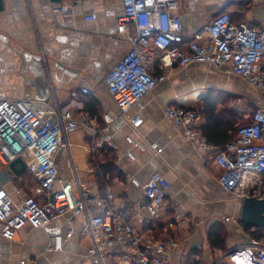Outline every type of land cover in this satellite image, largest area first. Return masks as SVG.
<instances>
[{"label":"crops","instance_id":"0c3cea01","mask_svg":"<svg viewBox=\"0 0 264 264\" xmlns=\"http://www.w3.org/2000/svg\"><path fill=\"white\" fill-rule=\"evenodd\" d=\"M4 4L0 11V99H25L34 109H46L57 101L73 112L80 125L68 140L83 185L97 194L111 188L116 206L124 209L137 231L175 238L179 247L172 251L173 264L196 260L212 264L230 248L252 238L239 220L242 200L219 183L221 170L214 155L235 135L240 117L249 118L242 110L264 107V94L229 72L228 65L192 63L181 69H161L156 64L153 73L164 79L139 106L120 117L104 78L128 52L129 37L135 34L133 24L127 34L118 32L123 0H79L69 14H54L49 0H4ZM89 12H95L97 18L86 20ZM176 12L182 18L186 41L220 12L264 30V0H179ZM81 87L91 92L85 94ZM212 99L222 115L210 114ZM169 106L197 112L196 127L207 139L208 148L194 143L182 127L172 123L166 114ZM107 113L113 121L110 144L105 147L115 154L110 179L101 168L106 162L105 147L97 161L89 150L92 128L102 126ZM136 115L143 119L138 128L130 121ZM128 135L134 139L133 145L127 141ZM155 145L162 151L157 152ZM129 151L133 157L128 156ZM57 164L62 176L70 178L67 150L59 152ZM155 170L166 176L170 187L160 215L152 219L144 207L141 186L132 184L130 178L143 184ZM25 174L16 176L8 166L0 165V184L10 193L24 190L19 181ZM82 224V215L74 220L61 216L44 228L26 226L14 240L0 235V264H21L26 258L37 264H88L89 240L81 234ZM218 224L224 232L223 249L210 238ZM71 228L74 234L65 240L64 249L54 250V236L66 235Z\"/></svg>","mask_w":264,"mask_h":264},{"label":"built area","instance_id":"2783aa9c","mask_svg":"<svg viewBox=\"0 0 264 264\" xmlns=\"http://www.w3.org/2000/svg\"><path fill=\"white\" fill-rule=\"evenodd\" d=\"M123 5L124 12L117 18L118 32L127 34L133 24L135 34L129 37L128 52L104 78L120 117L139 106L144 96L164 79L163 75L153 73L156 64L161 69H181L192 63L228 65L229 72L264 94V30L235 23L227 12H221L186 41L182 18L176 12L179 0H123ZM51 11L72 13L73 2L51 4ZM96 18L95 12L85 15L89 21ZM80 90L85 94L91 92L87 87ZM166 114L174 125L183 128L187 138L203 148L209 147L196 127V111L169 106ZM248 117L251 123L240 126L235 139L214 155V163L221 170L220 185L240 200L264 198V107L250 112ZM103 119L102 126L92 128L89 150L95 161L101 158L99 153L111 139L113 117L107 113ZM130 121L138 128L143 119L136 115ZM79 125L73 112L57 101L46 109H34L25 99H0V165L8 166L21 157L27 173L37 182L39 195L38 198L24 190L10 193L0 184V235L14 240L26 226L39 229L61 216L74 220L82 215L81 234L89 240L90 264H173L172 251L179 247L175 238H157L137 231L124 209L116 206L111 188L97 194L80 182L68 140ZM126 139L132 145L135 143L129 135ZM154 148L162 151L157 145ZM61 150L68 151L74 178L60 173L57 157ZM128 156L133 157V153L129 151ZM130 181L141 186L146 197L144 207L152 219L157 218L170 187L166 176L155 170L143 184L135 177ZM73 234L71 228L66 235H55L53 249L62 251L65 240ZM21 264L37 262L26 258ZM191 264L206 263L196 260ZM212 264H264V239L251 238L237 244Z\"/></svg>","mask_w":264,"mask_h":264},{"label":"water","instance_id":"95a60500","mask_svg":"<svg viewBox=\"0 0 264 264\" xmlns=\"http://www.w3.org/2000/svg\"><path fill=\"white\" fill-rule=\"evenodd\" d=\"M52 4L63 1H72L76 4L79 0H49ZM5 7L4 0H0V11ZM8 168L16 175L21 176L27 172L25 161L19 157L8 165ZM239 220L241 223L254 228H264V198H245L241 201Z\"/></svg>","mask_w":264,"mask_h":264},{"label":"trees","instance_id":"16d2710c","mask_svg":"<svg viewBox=\"0 0 264 264\" xmlns=\"http://www.w3.org/2000/svg\"><path fill=\"white\" fill-rule=\"evenodd\" d=\"M231 18H232V16H231ZM232 20L234 21L233 18H232ZM234 22L239 23L236 21H234ZM214 100L212 99V102H210L212 105L210 103L208 104L209 105L208 109H209L210 114L216 115V116L222 115L223 111H220V113L216 112V106H215L216 103H214ZM249 123H251L250 117L246 118V119H243L242 117H240V125L236 129L235 135L233 137H229V139L227 141L230 142L233 139H235L238 128L240 126L247 125ZM204 133L209 139H211L210 138L211 133L209 132V130H206ZM103 152L105 154L106 162L101 164V168L103 169L104 177L110 179L112 177V175L114 174V170H115V164L113 162V160L115 158V154H114L113 150H110V147H105L103 149ZM241 225L245 228V230H247L249 232V234L251 235L252 238L264 239V228H255V230H252L254 227L244 225L243 223H241ZM223 234H224V232L222 230V227L219 226V224H218V226L215 225L213 227V229L211 230V233H210V238H211L212 244H214V246H216V244H219L222 249L224 248Z\"/></svg>","mask_w":264,"mask_h":264},{"label":"rangeland","instance_id":"374dc122","mask_svg":"<svg viewBox=\"0 0 264 264\" xmlns=\"http://www.w3.org/2000/svg\"><path fill=\"white\" fill-rule=\"evenodd\" d=\"M255 109H257V108H253V109H250V110L246 108V110H245L246 112L245 113H249L250 114V112L254 111ZM246 118L247 117L244 116L243 119H246ZM70 178H74L72 170H71ZM19 185L24 189V191H27V192L31 193L32 195H34L36 197H39L38 193H37L38 192L37 191L38 190L37 182L33 178V176H31L30 174H25L23 176V178L21 179V181H19ZM88 262H89V260H88ZM88 264H90V263H88Z\"/></svg>","mask_w":264,"mask_h":264},{"label":"flooded vegetation","instance_id":"af4514ba","mask_svg":"<svg viewBox=\"0 0 264 264\" xmlns=\"http://www.w3.org/2000/svg\"><path fill=\"white\" fill-rule=\"evenodd\" d=\"M221 13V12H220ZM219 14V13H218Z\"/></svg>","mask_w":264,"mask_h":264}]
</instances>
